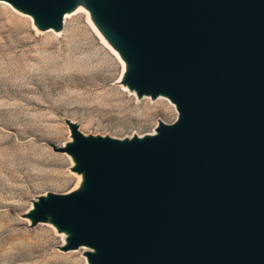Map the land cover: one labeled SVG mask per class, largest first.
<instances>
[{"label":"water","instance_id":"obj_1","mask_svg":"<svg viewBox=\"0 0 264 264\" xmlns=\"http://www.w3.org/2000/svg\"><path fill=\"white\" fill-rule=\"evenodd\" d=\"M47 26L68 0H12ZM140 93L180 111L147 140L73 151L91 188L43 201L93 264H264V0H109Z\"/></svg>","mask_w":264,"mask_h":264},{"label":"rangeland","instance_id":"obj_2","mask_svg":"<svg viewBox=\"0 0 264 264\" xmlns=\"http://www.w3.org/2000/svg\"><path fill=\"white\" fill-rule=\"evenodd\" d=\"M5 3L8 7L0 9V264H93L94 248L75 243L73 226L39 214L43 201L76 193L88 180L73 151L77 134L95 143L141 142L162 125L175 124L180 111L171 99L142 94L123 78L121 58L102 40L88 10L68 15L57 31Z\"/></svg>","mask_w":264,"mask_h":264},{"label":"bare ground","instance_id":"obj_3","mask_svg":"<svg viewBox=\"0 0 264 264\" xmlns=\"http://www.w3.org/2000/svg\"><path fill=\"white\" fill-rule=\"evenodd\" d=\"M7 1L10 2L15 8L21 10L22 12L30 13L28 9L16 4L12 0H0V9H6L8 7V5L5 3ZM82 9H86L89 11L90 20L93 26L95 27V29L101 35L102 40L106 44H108L121 58L125 67L123 78L130 80L133 71L136 70V68L138 67V63L130 56L126 43L123 41L117 30L114 29L110 23L112 6L109 0H68L67 5L59 10L58 17L55 19V21L50 22L46 26V28L47 29L53 28L54 30L57 31L62 30L65 24L66 17L74 13L75 11ZM33 19L35 22L44 21V19L41 18L40 16L37 17L35 16L33 17ZM163 94H164L162 95L163 97L172 99L170 94L168 93H163ZM157 133H159V131H157ZM0 148H1V144H0ZM90 188H91V183L84 182L80 184L78 191L79 192L86 191ZM94 252L98 253V250L96 249Z\"/></svg>","mask_w":264,"mask_h":264}]
</instances>
